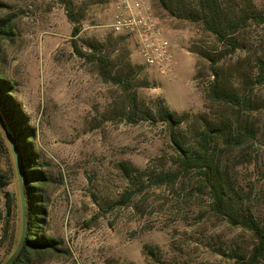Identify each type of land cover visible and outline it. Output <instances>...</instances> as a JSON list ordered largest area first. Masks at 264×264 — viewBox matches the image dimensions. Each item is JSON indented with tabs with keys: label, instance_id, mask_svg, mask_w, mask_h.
Here are the masks:
<instances>
[{
	"label": "rangeland",
	"instance_id": "rangeland-1",
	"mask_svg": "<svg viewBox=\"0 0 264 264\" xmlns=\"http://www.w3.org/2000/svg\"><path fill=\"white\" fill-rule=\"evenodd\" d=\"M71 1L76 22L61 0H0V17H10L13 29V36L0 43V76L12 84L34 129L30 141L46 178L38 191L46 208L41 230L62 248L32 264H235L239 256L247 257L254 235L215 210L198 170H179L169 127L155 110L162 103L188 113L179 131L189 142L200 130L199 114L225 119L234 127L233 139L236 108L210 105L205 89L215 72L227 83L241 84L256 57L264 58V20L250 17L242 24L237 48L230 52L201 22L177 9L171 14L152 0L174 46L172 72L162 73L143 64L132 37L111 31L109 0ZM219 2L227 13L246 10L264 17V0ZM75 25L79 31L72 36ZM73 39L85 54L94 51L98 58L75 53ZM194 46L218 62L210 64L190 51ZM100 56L108 58L109 76L100 73ZM133 93L137 112L130 120ZM252 96L255 106L241 113L254 135L231 140L233 146L221 145L216 153L244 197V211L264 219V84L254 85ZM8 144L0 129V262L18 241L22 225L18 172ZM123 161L152 177L169 170L178 176L162 184L155 177L128 178ZM127 191L132 194L123 201ZM6 193L13 200L10 212ZM239 260L246 264V258Z\"/></svg>",
	"mask_w": 264,
	"mask_h": 264
},
{
	"label": "trees",
	"instance_id": "trees-1",
	"mask_svg": "<svg viewBox=\"0 0 264 264\" xmlns=\"http://www.w3.org/2000/svg\"><path fill=\"white\" fill-rule=\"evenodd\" d=\"M160 5L167 9L169 13L176 14V10L181 11L182 16L191 21L201 22L204 31L212 34L217 42H221L224 46L229 45L230 52H234L238 45L236 33L242 24L247 22L250 17L254 19L264 20L263 15L255 11L248 12L242 10L237 14L234 10L229 17V13L223 11L219 0H158ZM66 6L68 16L73 22L77 19L70 13L72 8L71 0H61ZM79 31L78 26L72 29V36H76ZM13 36L10 17H0V43L1 40ZM120 36V35H119ZM123 37V36H120ZM73 50L79 56H87L92 60L97 59L95 52L85 54L79 48L73 39ZM209 50V49H208ZM192 52L206 58L210 64L218 62L215 55L209 53L201 47L194 46ZM99 61L103 63L100 66L101 75L109 76L110 70H107L108 58L100 56ZM201 76L199 71L195 72L194 79ZM113 81L119 83L120 77L112 76ZM243 82L241 84L227 83L219 73L215 72L212 80L209 81L208 87L205 89V99L210 105L219 103L227 107L236 108L234 110V121L236 125L235 135L232 139L230 135L234 129L233 125L225 119L209 118L207 114L197 115L200 120V130H196L194 141L189 142L179 131V128L188 113H177L168 108L167 105L159 103L156 116L169 127V135L171 142L177 152V163L179 170L184 172L196 169L204 177L205 185L209 188V192L217 212L225 215L228 222L233 226H240L250 232L255 237V243L247 257L239 256L240 259L246 258V264H256L260 260H264V219L257 218L251 213L244 211V197L235 189L234 184L228 178L227 171L224 169L222 162L219 160L217 150L222 145L223 148L233 146L231 140L235 143L240 142L245 134L254 135L251 131L247 119L242 118V109L249 110L250 106H255V100L252 96L253 87L256 84H264V58L256 57L254 65L250 67L248 72L242 75ZM252 83V88L249 85ZM131 110L129 112L130 120H135L136 115V94H131ZM0 115L4 125L0 121V129L9 142L12 150L15 148L16 156L20 165L22 178L23 197L25 203V231L21 246L16 254L7 264H32L33 259L38 258L46 252L60 253L62 248L59 246L60 241L45 234L43 228L44 216L46 208L42 204V197L39 190L45 181V175L39 169L37 157L34 147L31 143L34 129L28 124V118L12 94V84L9 80L0 76ZM6 129H5V127ZM10 139L7 135V132ZM192 143V144H191ZM125 176L128 178L146 177L149 181L155 177L154 182L162 184L171 182L178 176L177 171H161L157 175H148V170L132 167L127 161L120 163ZM146 174V175H145ZM4 185L3 175L0 172V186ZM131 191H127L123 195V201L129 200ZM7 211L13 208V200L9 193H6ZM22 225L18 241L10 251V253L0 262L6 263L15 252L20 241ZM4 241V240H3ZM2 240H0V251L2 248ZM239 258L235 264H241Z\"/></svg>",
	"mask_w": 264,
	"mask_h": 264
},
{
	"label": "built area",
	"instance_id": "built-area-1",
	"mask_svg": "<svg viewBox=\"0 0 264 264\" xmlns=\"http://www.w3.org/2000/svg\"><path fill=\"white\" fill-rule=\"evenodd\" d=\"M109 27L115 34L132 37L145 66L162 73L174 67V46L166 35L152 0H109Z\"/></svg>",
	"mask_w": 264,
	"mask_h": 264
},
{
	"label": "water",
	"instance_id": "water-1",
	"mask_svg": "<svg viewBox=\"0 0 264 264\" xmlns=\"http://www.w3.org/2000/svg\"><path fill=\"white\" fill-rule=\"evenodd\" d=\"M0 121L2 122V124L4 125V122H3V119L0 115ZM5 127V126H4ZM6 129V127H5ZM9 139H10V136L8 134V131L6 132ZM10 143L12 145V149H13V153H14V157H15V163H16V168H17V172H18V180H19V184H20V191H21V204H22V231H21V237H20V241L18 243V246L15 250V252L13 253V255L10 257V259L4 263V264H7L11 259L12 257L16 254V252L18 251L19 247L21 246V243H22V240H23V236H24V231H25V203H24V197H23V187H22V179H21V174H20V170H19V164H18V160H17V156H16V153H15V149L13 148V144L11 142V139H10Z\"/></svg>",
	"mask_w": 264,
	"mask_h": 264
}]
</instances>
